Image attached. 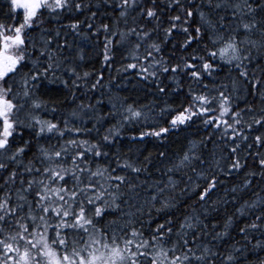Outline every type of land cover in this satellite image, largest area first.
<instances>
[{
  "label": "trees",
  "instance_id": "1",
  "mask_svg": "<svg viewBox=\"0 0 264 264\" xmlns=\"http://www.w3.org/2000/svg\"><path fill=\"white\" fill-rule=\"evenodd\" d=\"M237 2L239 0H182L185 7L194 10V15L188 18L187 23H184L183 12L176 7L174 0H156L154 6L151 0H136V5L128 7L124 16L120 15L124 10L120 7L121 0H74V3L82 5L80 10L57 9L53 14L43 11L33 27L27 30V37L34 40L35 49L29 46L32 54L24 69L28 71L33 67L32 61H37L38 70L43 72L49 62L53 63V68L46 76L41 75L36 82L37 86L32 89L33 98L46 102V106L38 110L39 116L58 124L60 128L64 127V121L67 120L69 128L91 131L68 132L62 138H58L56 133H47L50 140L33 138L25 131L23 139L30 140L31 147L22 157H18L22 163L9 162L0 156V162L8 164L7 170H0V196L7 194L11 202L15 203L17 189L27 187L26 182L33 177L44 178L35 172L29 174L24 171V166L29 161H32L34 168L41 170L47 166V161L42 162L38 144L55 151L67 140H86L89 144H100L101 150L108 154L105 157L88 154L89 167L93 171L99 164L107 166L110 171L115 169L113 176L125 177V182L121 184V191L125 195L117 201L120 204L119 210H110L114 214L106 216L104 221L96 225L98 228H103L109 221L116 220L123 224L126 219H132L134 226L143 231L144 239L150 240L157 225L165 224L166 229H173L174 241L175 233L184 218L193 217L195 223V218L198 217L200 223L196 228L188 230L187 238L189 246L196 249L197 255L204 246L217 254L209 264H221L224 259L221 253H232L237 264H262L264 165L260 164V160L264 159V143L256 142L255 137H264V126H247L254 118L264 116V46L259 43L260 33H245L243 28L238 30L237 40H244L245 35H248L251 40L258 42L255 47L247 43L241 45L246 49L243 55L247 58L240 67H237V61L227 63L219 56L215 59L208 56L209 52L222 46L219 43L213 45L211 39L219 34L227 37L240 23L241 14L233 16V9L226 6ZM217 3L222 6L215 7ZM8 5L9 0H0V22L11 25L14 17L8 15ZM147 7H155L157 19H149L141 11V8ZM200 12L204 13L206 21L215 25V30L201 21ZM176 15H180L182 19L176 22L178 27L166 39L165 29L171 27L170 18ZM255 19L260 21L261 16L257 15ZM251 20V16L243 17L244 22ZM16 22L18 24L19 20ZM77 22V29L68 27ZM105 24L109 26L108 32L102 27ZM89 25L92 27L89 28ZM184 27L194 37L186 46L184 40L187 37L182 31ZM196 27L200 28L199 36L195 32ZM133 28L137 32H148L149 35L138 38L135 34H130L122 40L120 33H128ZM41 36H44V41L38 43ZM106 36L111 41L108 45V61L104 60ZM45 41H48L47 48ZM153 43L160 46L159 52L150 48ZM136 44L140 45L138 49L135 48ZM41 51L44 52L43 55ZM49 52L52 55L51 61L48 59ZM194 57H204V61ZM155 61H163V66L169 68L180 65L181 70L163 73L160 65L150 67ZM203 62L212 63L213 70L210 74L201 72L199 80L191 78L188 71L183 69L185 63L195 64L200 69ZM57 64L59 67H56ZM129 64L137 66L128 68ZM142 68L147 69V72L142 71ZM70 69H75V73L81 78L77 79V75ZM153 71L156 75H149ZM242 71H246L247 76L241 75ZM85 72L90 75L84 77ZM19 80L17 77L14 85V91L17 92L22 90ZM74 80L75 86L72 83ZM93 84H96L95 88H92ZM160 88L165 91L161 93ZM220 92L230 97L231 111L223 117L219 113ZM193 95L216 97L209 105L213 111L193 117L191 121L170 129L160 137H141V132L168 127V121L176 112L169 114L168 111L161 110L187 107ZM20 102L26 104L27 112L31 101L23 98ZM81 105L93 107L82 109ZM129 105L141 111V117L125 121ZM194 110H199V104ZM73 112L77 115L72 116ZM233 112L240 113L241 121L235 125V135L232 128L225 132V125L220 123V120H226L232 124ZM23 115L21 113L22 117ZM212 118L219 119L215 123H204V120ZM113 126L119 129L118 136L110 137L108 142H104L102 137ZM17 144L23 146L19 138ZM17 144L13 145V149ZM233 148L237 149L235 153L232 152ZM189 150L199 159L193 160L187 167L169 171ZM237 159L242 167L231 168V164ZM60 162L65 167H71L72 164L69 158ZM125 162L142 170L137 173L131 168H125ZM12 171L18 173L16 182L5 186L3 177ZM170 178L175 183L174 188L169 185ZM20 179L25 181L24 185L20 184ZM213 180L215 188L201 201L200 193ZM128 184L136 186L138 196L133 195ZM156 187L165 188L162 198L172 197L173 207L157 212L156 209L161 207L160 203L157 202L154 207L145 203ZM32 197V193L27 194L29 201ZM129 212L134 215L127 216ZM122 213L125 215L122 216ZM258 216L261 217L260 220L256 219ZM168 220L172 223L166 224ZM51 222L55 223V220ZM252 223L257 224L255 229L246 227ZM4 228L5 232L16 231L14 224H6ZM242 228L245 231L241 232ZM194 233L196 238L192 242ZM218 233L227 234L213 239ZM49 235L54 233L50 231ZM165 246H171V241Z\"/></svg>",
  "mask_w": 264,
  "mask_h": 264
},
{
  "label": "snow or ice",
  "instance_id": "2",
  "mask_svg": "<svg viewBox=\"0 0 264 264\" xmlns=\"http://www.w3.org/2000/svg\"><path fill=\"white\" fill-rule=\"evenodd\" d=\"M156 0H151L152 5H155ZM174 3L184 15V23H187L189 17L194 15V10L191 7H185L182 0H174ZM136 0H121L120 7L124 10L120 15L124 16L128 7H134ZM222 5L217 3L215 7L220 8ZM233 9V16L237 13L241 14L240 23L236 28L231 30V33L225 37L223 34L216 35L211 39L213 45L221 44L216 51L208 53L210 59H215L217 56L227 63L237 61V67H240L243 60L247 57L243 55L246 49L241 47L242 44H250L253 47L257 45V41L251 40L248 35H245L244 40H237V32L243 28L245 33L259 31L261 46H264V0H239V2L226 5ZM9 13L14 17L11 25H6L0 22V156L4 157L9 162L22 163L18 157H22L26 150L31 147L30 140H24V132L27 131L33 138L50 140L51 137L46 136L47 133H56L58 138H62L68 132L91 131L90 129L69 128V122L64 121V127L60 128L58 124L48 120L39 118L35 113L46 106V102L39 101L32 96V89L36 87V82L41 75L46 76L50 69L53 68V63L49 62L40 72L37 67V61H32L33 67L25 71L29 58L32 53L29 52V46L35 49V42L27 37V30L31 29L38 21L39 16L43 11H48L53 14L57 9H67L71 11L73 8L80 10L82 5L74 3V0H9ZM141 11L149 19H157L155 7L141 8ZM22 13V14H21ZM95 15V14H93ZM202 22L208 23L214 30L215 25L211 21L205 20L203 12L199 13ZM257 15L261 16V20L257 21ZM244 16H251L250 22H244ZM181 16L176 15L170 18L171 27L165 29V38L170 36L174 29L178 27L176 22L181 21ZM17 20L19 23L17 24ZM223 20V17H221ZM68 27L77 29L79 22L70 24ZM89 28L92 25L88 26ZM105 32L109 31L108 25H102ZM186 35L184 45H189L194 37L189 33V29H182ZM195 32L199 36L200 28L196 27ZM115 35L116 33H112ZM135 34L138 38L147 37L148 32H137L136 29H129L128 33H120L123 40L127 35ZM58 35V33H57ZM47 48L48 41H45ZM111 43L108 37H105V53L104 60L108 61L109 48ZM140 45L136 44L135 48ZM207 47V46H206ZM150 48L159 52L158 44H151ZM44 52L41 51V55ZM151 56V52H149ZM49 61L52 60V55L48 53ZM204 61V57H194ZM160 65V70L163 73L169 71L176 73L180 69V65L174 67L163 66V61H155L150 67ZM136 64L127 65L128 68H135ZM56 67H59L57 64ZM183 69L188 71V74L194 80H199L201 72L211 73L213 65L210 62H203L200 69L192 63H185ZM74 74L75 69H70ZM142 71L147 72V69ZM90 73L85 72L84 77H88ZM155 76L156 72L149 73ZM241 75L247 76L246 71H242ZM19 77L22 90L14 91L16 78ZM81 77L77 75V79ZM67 85V82H64ZM73 85H76L74 80ZM99 79L97 80V84ZM96 84L92 85L95 88ZM159 91L163 93L164 88ZM22 98H27L31 101L29 110L24 112L25 105L21 103ZM216 97H208L206 95H193L191 103L187 107L177 109H162L168 111L169 114L176 112L168 121V127H160L159 130L151 132H141V137L156 136L160 137L166 134L170 129H174L179 125L186 124L193 117L206 115L213 111L209 105ZM219 113L220 117L226 116L231 111L230 97L224 92L219 93ZM27 102V101H26ZM199 104V110H194ZM84 107H93L92 105H81ZM54 110V109H53ZM128 116L124 117L125 121H130L134 118H139L142 115L141 111L129 105L126 109ZM24 112L23 117L21 113ZM75 112L72 116H76ZM239 112L232 113L233 123L229 124L226 120H220V123L225 125V132L228 128L233 129V134H236L235 125L241 123ZM219 118L204 120L205 124L215 123ZM253 124L264 126V116L260 119H253L247 126L252 127ZM119 129L113 126L106 130V134L102 137L104 142H108L110 137L118 136ZM22 142L23 146L17 144V139ZM246 139V137H245ZM255 141L264 143V137L256 136ZM17 146L13 149V145ZM236 148L232 149L235 153ZM38 152L47 161V166L43 169L34 168L32 161H29L27 166H24V171L31 174L33 172L39 174L43 179L33 177L28 180L27 187H22L16 190L17 201L11 202L10 196L7 194L0 196V264H209L210 260L214 261L216 253L212 252L211 248L204 246L201 253L197 255L196 249L190 247V241L187 238L188 230L198 226L199 218L186 216L184 222L179 225V230L175 233L176 239L172 240L173 229L165 228V224L157 225L156 230L151 235L150 240L144 239L142 230L134 226L132 219H126L123 224L116 220L109 221L103 228H98L96 225L105 220V217L112 209L119 210L120 204L117 203L122 196L125 195L121 191V184L125 182L124 176H113L107 166L97 164L95 171L89 167L87 159L90 153L93 157H105L108 154L101 150L100 144H89L86 140L70 139L60 145L59 150L50 151L49 148L38 144ZM163 155V153H161ZM64 158H69L72 162L71 167H65L62 161ZM147 159V158H146ZM195 159H199L192 155L191 150L185 152L177 164L173 165V169L179 170L182 167H187ZM260 164L264 165V159L260 160ZM83 165V166H82ZM125 168H131L134 172H140V167H133L132 164L125 162ZM242 165L239 159L231 164V168L239 169ZM8 164L0 162V170H7ZM194 170V169H193ZM18 173L12 171L8 176L3 177L5 186L9 183L15 184ZM85 178L86 181L85 182ZM103 181V183H101ZM115 181L116 183H113ZM20 184L24 185L25 181L20 179ZM169 185L173 188L175 183L169 179ZM2 187V186H0ZM165 187H168L166 185ZM129 190L134 196L139 193L135 192V185L128 184ZM215 188V181L208 183V186L200 193V200H205L210 192ZM165 188L156 187L155 192L148 198L145 203L152 207L158 202L161 207L156 209L157 212L173 207V198H162ZM32 193V200L29 201L27 194ZM33 204L35 208H33ZM25 207L27 212L25 213ZM140 211V209H137ZM23 213V215H18ZM124 216L125 214H121ZM131 217L134 213L126 214ZM14 218V219H10ZM260 220L261 217L256 218ZM55 220V223L51 221ZM30 221V223H29ZM172 221H166V224H171ZM14 224L15 232H5L4 225ZM206 227V226H205ZM227 227V225H226ZM255 229L256 223L247 225ZM31 229V231H30ZM54 235H49V232ZM241 232L245 229H240ZM227 233L217 234L213 239ZM196 234H193L195 242ZM171 241V246L165 245ZM259 243V242H258ZM199 247V246H198ZM221 264H237L236 257L232 253L224 255ZM264 264V262H262Z\"/></svg>",
  "mask_w": 264,
  "mask_h": 264
},
{
  "label": "rangeland",
  "instance_id": "3",
  "mask_svg": "<svg viewBox=\"0 0 264 264\" xmlns=\"http://www.w3.org/2000/svg\"><path fill=\"white\" fill-rule=\"evenodd\" d=\"M43 37H44V36H41V37L38 39V43H39V41H40V42L44 41ZM22 99H23V98H22ZM25 107H26V104H25ZM37 111H38V110H36V113H35V114L40 118V116H39V111H38V112H37ZM24 112H26V111H25V108H24ZM24 112H22V113L24 114ZM41 119H42V118H41Z\"/></svg>",
  "mask_w": 264,
  "mask_h": 264
}]
</instances>
